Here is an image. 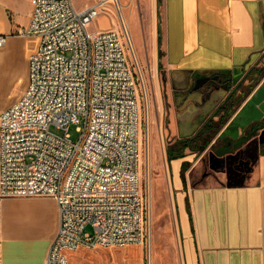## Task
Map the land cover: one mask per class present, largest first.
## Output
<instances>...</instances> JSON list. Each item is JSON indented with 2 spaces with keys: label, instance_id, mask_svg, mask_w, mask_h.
I'll return each instance as SVG.
<instances>
[{
  "label": "built area",
  "instance_id": "1",
  "mask_svg": "<svg viewBox=\"0 0 264 264\" xmlns=\"http://www.w3.org/2000/svg\"><path fill=\"white\" fill-rule=\"evenodd\" d=\"M31 4L30 21L19 30L37 39L27 85L0 112V198L56 200L59 228L46 264H69L67 251L82 247L143 243L148 207L137 80L123 33L88 26L107 5L120 12L121 2L82 9L73 0ZM7 37L0 34V46Z\"/></svg>",
  "mask_w": 264,
  "mask_h": 264
},
{
  "label": "crops",
  "instance_id": "2",
  "mask_svg": "<svg viewBox=\"0 0 264 264\" xmlns=\"http://www.w3.org/2000/svg\"><path fill=\"white\" fill-rule=\"evenodd\" d=\"M153 4L150 27L158 62L188 73H229L234 85L247 88L233 98L218 131L219 137L227 132L226 140L234 142L231 151L240 149L247 171L240 164L238 171L230 166L232 173L215 167V180L198 183L194 178L184 184L181 164L176 168L173 186L184 264H264V120L237 124L235 136L228 134L264 81V0H153ZM31 10V0H0V34L8 36L0 46V112L27 85L28 59L37 39L19 30L28 25ZM253 73L257 80L251 79ZM59 221L53 197L0 198V264H46Z\"/></svg>",
  "mask_w": 264,
  "mask_h": 264
},
{
  "label": "rangeland",
  "instance_id": "3",
  "mask_svg": "<svg viewBox=\"0 0 264 264\" xmlns=\"http://www.w3.org/2000/svg\"><path fill=\"white\" fill-rule=\"evenodd\" d=\"M73 1L78 9L89 2V0ZM123 1L125 10L118 14L110 5H107L88 26L91 30L112 27L123 33L125 50L137 80L141 120L140 179L142 190L147 199L148 238L143 243H131L122 247H82L67 251V256L69 264H184L176 210V190L173 186L177 181L176 168H178V164H181L184 184H191V179L194 178L198 180V183L215 180V166H208V155L206 154L198 160L199 156L203 155L202 149L198 145V157L194 158L195 155L190 154L189 149H185L186 157L183 160L175 159L169 163L167 149L172 147L177 137V125L171 99L173 90L171 81L176 79L179 84L182 80L186 83L187 78L192 75L190 72L168 69L156 60L155 45L152 43L153 28L150 27L154 19L153 0ZM257 78L259 76L253 73L251 79L254 81ZM230 82L234 84L232 77ZM243 86V84L241 87L237 86L235 96L240 95L239 90L243 89L246 92L247 88ZM174 89L176 93L182 91L180 87ZM211 95H204L207 100L205 105L210 103ZM263 95L264 81L262 88L251 100H248L229 128L230 136H235L234 131L237 124L245 126L254 120H264V102H260ZM189 100L187 101L189 102ZM200 101H203L202 97H200ZM189 103L193 104L195 100L192 99ZM185 104L178 105L182 112L186 109ZM203 106L195 104V109ZM213 109L214 107L210 105L207 109L208 113ZM206 112L199 114V119L196 121L191 118L186 120L185 117L178 115L181 124L183 123L181 125L182 134L188 135L194 132L198 121L203 120ZM184 119L185 121H183ZM69 133L73 140H77L80 136L76 125L70 126ZM226 133L219 138L220 145L225 141ZM200 144L203 145L202 140L199 141ZM239 150H232L219 156V159L224 163L228 162V159L234 161L236 168L242 163L244 171H247L245 164L247 159ZM196 161L199 162L196 163ZM218 170L227 173V168L218 166Z\"/></svg>",
  "mask_w": 264,
  "mask_h": 264
},
{
  "label": "flooded vegetation",
  "instance_id": "4",
  "mask_svg": "<svg viewBox=\"0 0 264 264\" xmlns=\"http://www.w3.org/2000/svg\"><path fill=\"white\" fill-rule=\"evenodd\" d=\"M190 73L192 76L187 78L188 81L186 83L182 80L181 84H179L178 80L176 79H172L171 81V86L173 88L171 99L174 106L173 113L177 125V137L175 142L186 143L185 149H189L190 154L195 155L194 158L199 156L197 153L198 145L203 152V155L199 156L198 160H200L204 154H206L208 155L207 164L208 166L210 165L209 167L222 166L227 168L228 172L232 173L234 169L232 170L230 166L234 167L236 165L235 162L228 159V162L224 163L219 159V156L230 152L231 149L234 148V142L224 139L225 141L220 145L218 143L220 138L218 131L224 119H226L225 117L228 115L230 104L232 103L237 91V85H234L230 82L231 77L229 73ZM175 87H180L182 91H179L180 93H176V90L174 89ZM204 95L212 96L209 104L205 105L207 100L205 99ZM200 97H202L203 101H200ZM188 99H190L189 102L194 99L195 103L190 104L187 101ZM184 104L186 109L182 112L178 105L181 106ZM195 104L204 106L202 108L195 109ZM210 105H212L214 109L212 112L207 113L202 121H198L196 130L188 135H180L182 130L181 125L183 123L181 124V121L178 119V115L180 117H185L186 120L191 118L196 121L199 119V114L206 112ZM183 121H185V119ZM201 140L203 145H199V141ZM213 153L215 154V157ZM198 162L199 161H196V163ZM240 165H242L240 168L244 169V165L242 163ZM240 168H237L236 170L238 171Z\"/></svg>",
  "mask_w": 264,
  "mask_h": 264
},
{
  "label": "trees",
  "instance_id": "5",
  "mask_svg": "<svg viewBox=\"0 0 264 264\" xmlns=\"http://www.w3.org/2000/svg\"><path fill=\"white\" fill-rule=\"evenodd\" d=\"M158 43H160V40H158ZM159 54H161V51L159 50ZM230 111V108H229ZM228 111V115L230 114V112ZM260 127V124L257 125V129ZM186 148V143H181V142H175L171 148L167 149V155H168V161L169 163L172 160L175 159H180L183 160L186 157V154L184 153V150ZM194 155V154H192Z\"/></svg>",
  "mask_w": 264,
  "mask_h": 264
},
{
  "label": "water",
  "instance_id": "6",
  "mask_svg": "<svg viewBox=\"0 0 264 264\" xmlns=\"http://www.w3.org/2000/svg\"><path fill=\"white\" fill-rule=\"evenodd\" d=\"M208 113V111L206 112V114ZM180 135H183L182 132L180 133Z\"/></svg>",
  "mask_w": 264,
  "mask_h": 264
}]
</instances>
